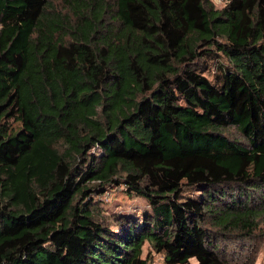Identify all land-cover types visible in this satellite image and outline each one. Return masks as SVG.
Here are the masks:
<instances>
[{
  "label": "trees",
  "instance_id": "1",
  "mask_svg": "<svg viewBox=\"0 0 264 264\" xmlns=\"http://www.w3.org/2000/svg\"><path fill=\"white\" fill-rule=\"evenodd\" d=\"M61 2L0 0V264H151L146 243L240 264L227 244L263 236L264 0ZM123 185L142 226L99 208Z\"/></svg>",
  "mask_w": 264,
  "mask_h": 264
},
{
  "label": "rangeland",
  "instance_id": "2",
  "mask_svg": "<svg viewBox=\"0 0 264 264\" xmlns=\"http://www.w3.org/2000/svg\"><path fill=\"white\" fill-rule=\"evenodd\" d=\"M229 1L231 0H212L216 9H223ZM55 4L58 7H62L65 3L62 4L61 0H55ZM95 198L98 204H101L99 208L106 216L134 219L139 221L141 226L145 221L146 215L151 212L147 201L127 195L124 185L120 187L109 186L106 189V193L101 196H95ZM260 231V234L263 235L260 239L238 242L237 244L229 242L227 244L231 251V256L238 263L241 264L245 260L249 261V264H264V225ZM143 257H149L151 264H166L164 256L156 253L148 243L143 248Z\"/></svg>",
  "mask_w": 264,
  "mask_h": 264
}]
</instances>
